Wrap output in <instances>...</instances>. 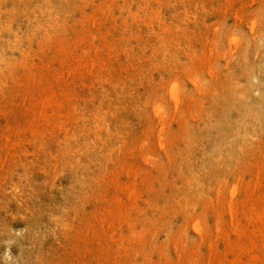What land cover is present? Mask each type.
Wrapping results in <instances>:
<instances>
[{
    "label": "rangeland",
    "instance_id": "obj_1",
    "mask_svg": "<svg viewBox=\"0 0 264 264\" xmlns=\"http://www.w3.org/2000/svg\"><path fill=\"white\" fill-rule=\"evenodd\" d=\"M263 219L264 0H0V264H264Z\"/></svg>",
    "mask_w": 264,
    "mask_h": 264
},
{
    "label": "bare ground",
    "instance_id": "obj_2",
    "mask_svg": "<svg viewBox=\"0 0 264 264\" xmlns=\"http://www.w3.org/2000/svg\"><path fill=\"white\" fill-rule=\"evenodd\" d=\"M109 54H110V53H109ZM173 85H174V84H173ZM177 87H178V86H177ZM172 89H173V88H172ZM174 90H175V89H174ZM178 93H179V92H178ZM177 95H178V94H177ZM173 98H174V97H173ZM174 100H176V98H175ZM178 101H179V100H178ZM177 104H178V103H177ZM158 108H159V107H158ZM157 110H158V109H157ZM155 112H156V111H155ZM93 126H94V125H93ZM235 194H236V193H235ZM231 203H232V202H231ZM231 203H230V205H232ZM230 214H231V213H230ZM231 217H232V216H231ZM261 219H262V218H261ZM263 220H264V219H263ZM237 227H238V226H237ZM238 229H239V228H238ZM218 231H219V230H218ZM200 232H201V231H200ZM255 238H256V237H255ZM250 242H251V241H250ZM254 243H255V242H253V245H254ZM263 244H264V243H263ZM243 246H244V245H243ZM247 246L249 247V245H247ZM254 246H255V245H254ZM241 247H242V246H241ZM248 247H247V248H248ZM238 248H239V247H238ZM244 248L246 249V247H244ZM255 248H256V246H255ZM239 249L241 250V248H239ZM249 249H250V248H248V250H249ZM242 250H243V249H242ZM246 250H247V249H246ZM250 250H251V249H250ZM258 250H259V248H258ZM248 253H249V252H248ZM256 259H257V258H256ZM236 260H237V259H236ZM227 261H228V260H227ZM190 263H191V262H190ZM240 263H241V262H240ZM242 264H244V263H242Z\"/></svg>",
    "mask_w": 264,
    "mask_h": 264
}]
</instances>
